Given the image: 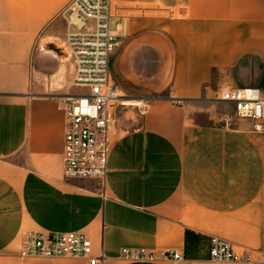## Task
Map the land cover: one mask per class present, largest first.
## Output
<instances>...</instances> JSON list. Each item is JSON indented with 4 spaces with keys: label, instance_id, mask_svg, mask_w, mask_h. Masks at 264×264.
I'll use <instances>...</instances> for the list:
<instances>
[{
    "label": "crops",
    "instance_id": "1",
    "mask_svg": "<svg viewBox=\"0 0 264 264\" xmlns=\"http://www.w3.org/2000/svg\"><path fill=\"white\" fill-rule=\"evenodd\" d=\"M70 1L0 0V264H90L21 256L27 230L84 232L104 264H241L212 260V235L264 252V133L247 118L226 125L232 114L210 99L264 88V0H113L114 78L169 95L115 135L105 194L95 179H63ZM125 247L159 258L128 260Z\"/></svg>",
    "mask_w": 264,
    "mask_h": 264
},
{
    "label": "built area",
    "instance_id": "2",
    "mask_svg": "<svg viewBox=\"0 0 264 264\" xmlns=\"http://www.w3.org/2000/svg\"><path fill=\"white\" fill-rule=\"evenodd\" d=\"M63 16L66 31L62 53L73 60L71 86L77 90L62 95L65 104L63 179H95L103 194L108 175V160L115 135L119 132L117 109L127 96L117 85L112 56L119 43L117 25L113 24L116 7L113 0H71ZM230 104L235 113L224 122L247 118L252 128L264 133V88L245 86L222 88L210 98ZM128 260H157L156 252L146 247L122 249ZM210 257L214 261L241 264H264V252H239L228 239L210 236ZM23 257H83L90 264H104L106 254L94 253L93 242L86 233L27 230L22 235ZM163 258L176 261L183 255L167 250Z\"/></svg>",
    "mask_w": 264,
    "mask_h": 264
},
{
    "label": "rangeland",
    "instance_id": "3",
    "mask_svg": "<svg viewBox=\"0 0 264 264\" xmlns=\"http://www.w3.org/2000/svg\"><path fill=\"white\" fill-rule=\"evenodd\" d=\"M113 24H115V21H113ZM119 46V43L115 49L117 50ZM114 51V53H115ZM61 53V51H60ZM113 53V55H114ZM113 57V56H112ZM117 85L120 89L123 90V94L127 96L126 102L123 105H120L117 109V119H118V125L119 130L121 129H132L142 122V114L145 109V106L147 104V101L153 98H159V97H165L169 95V90H164L162 92H150L143 89L142 85L136 84V83H128L127 85L123 86L118 82L117 79H115ZM74 91L77 90V88H72ZM214 97V93H212L210 98ZM215 101L216 111L220 113H231L235 116L234 111L232 110L231 106L226 105L225 103L218 102V100ZM204 244V242H203ZM205 245V244H204ZM202 249H206L205 246ZM206 251V250H205Z\"/></svg>",
    "mask_w": 264,
    "mask_h": 264
}]
</instances>
